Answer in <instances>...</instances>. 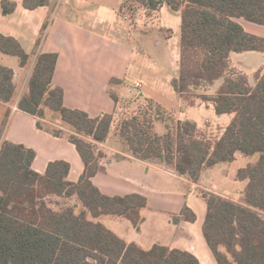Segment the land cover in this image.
<instances>
[{"label": "trees", "instance_id": "trees-1", "mask_svg": "<svg viewBox=\"0 0 264 264\" xmlns=\"http://www.w3.org/2000/svg\"><path fill=\"white\" fill-rule=\"evenodd\" d=\"M53 0H23V7H50ZM151 15L164 5L181 18L178 75L171 80L181 95L212 102L218 115L234 114L220 140L201 138L195 123L172 122L165 134L155 130L164 112L122 119L112 132L113 115L91 118L69 108L64 91L54 84L56 53L37 56L20 111L37 119V126L76 146L85 171L77 182L71 166L50 162L44 173L33 169L36 152L2 138L0 132V264H201L192 253L156 243L144 248L128 242L102 221L121 218L140 231L147 200L138 194L107 196L92 182L104 172L107 155L101 145L112 140L120 152L145 162H158L198 183L205 168L232 163L236 155L255 158L237 177L248 180L242 203L213 193L203 195L207 215L204 238L217 264H264V72L255 82L232 67V54L264 53V37L246 31L240 20L264 26V0H133ZM2 14L17 3L1 1ZM49 19L44 23L39 46ZM0 52L17 57L20 66L31 56L20 41L0 32ZM14 70L0 64V102L16 97ZM112 84L118 83L113 79ZM213 90V91H212ZM118 102V97L110 93ZM154 106L153 102H149ZM116 158H123L117 154ZM176 222H195L185 206Z\"/></svg>", "mask_w": 264, "mask_h": 264}, {"label": "crops", "instance_id": "crops-1", "mask_svg": "<svg viewBox=\"0 0 264 264\" xmlns=\"http://www.w3.org/2000/svg\"><path fill=\"white\" fill-rule=\"evenodd\" d=\"M1 1L0 32L20 41L31 59L28 65L21 67L17 57H13L17 61L7 62L3 61L5 57H0L1 65L14 70L17 88L12 103L0 102V132L4 140L22 144L36 152L33 163L36 172L44 173L49 163L56 160L70 164L69 179L73 182H77L85 171L84 162L74 144L39 129L37 119L17 107L18 100L26 91L37 56L41 53L58 55L53 82L63 89L66 106L84 111L91 118L113 115L112 132L120 116L121 102L137 94L141 95V100L153 102L164 112V120L156 127L159 134H165L169 123L190 121L197 125L201 138L215 143L234 118V114L218 115L212 102L181 95L174 90L171 85L173 78L163 74V65L173 62L174 57V67L179 70L180 48L173 50L167 41L155 40L158 35L153 34L142 40L148 51L143 54L135 46L126 44L112 30V24L120 19L125 0H53L50 7L36 10L25 9L23 0H10L17 3V8L8 16L2 14ZM160 14L161 23L157 28L161 33H173L179 44L180 14L167 5L160 8ZM48 19V28L37 46ZM170 40L168 38V42ZM240 54L246 58L254 54L260 59L264 56V53L258 52ZM234 55L230 57L231 65ZM235 69L248 75L252 83V73L264 72V66L257 72ZM113 79L118 83L112 84ZM110 93L118 97V102ZM110 150H104L107 156L101 160V164L105 171L98 172L92 178L93 184L107 196L141 195L146 198L147 206L142 212L145 222L140 231L128 221L113 217L105 218L114 219V227L109 228L128 242H135L144 248L160 243L192 253L201 264H217L203 235L207 215L203 195L213 193L242 203L248 180L238 179L237 173L253 163L255 158L238 154L232 163L205 168L200 181L194 183L162 163L145 162L118 150ZM117 154L123 158H116ZM237 163L240 165L233 168L232 165ZM212 177L218 178L220 185L214 184V188L210 189L206 180ZM234 184L239 189L236 196H231L229 189ZM185 206L196 215L195 222L178 223L174 220L182 217Z\"/></svg>", "mask_w": 264, "mask_h": 264}, {"label": "rangeland", "instance_id": "rangeland-1", "mask_svg": "<svg viewBox=\"0 0 264 264\" xmlns=\"http://www.w3.org/2000/svg\"><path fill=\"white\" fill-rule=\"evenodd\" d=\"M120 15V14H119ZM161 17L160 11H157L153 14L147 15L145 10L136 8V11L133 16L130 17V20H118V22H114L112 24V30H115L118 34V36L122 37V40L129 45L135 46L140 52L145 54L147 51V48L145 45H143L142 40L145 36L150 35H158L155 38L157 41L164 42L167 41V45L171 46L173 50H175V47L179 48V44L176 43V39H174L173 33L166 32L161 33L159 29L157 28L161 21L159 20ZM243 26L245 27L246 31L249 33H253L258 36L264 37V26L254 24L251 22L243 21L241 20ZM111 30V29H110ZM168 38H171L170 42H168ZM0 57H5L3 61H17V58H13L10 56H6L0 52ZM173 62H169L163 65L164 72L163 74L170 75L172 78L176 77L178 75V69H175V62L174 57H172ZM232 66L241 69L244 72H251L252 70H255L257 72L262 66H264V56H261V59L258 58L256 54L249 56V58H246V56H243L242 54H236L233 56ZM256 73H252L250 76L252 78V81L255 82L256 80ZM213 91V90H212ZM141 95L137 94L136 96H133L132 98H128L126 101L121 102V110L119 111L120 116L117 118L118 122L116 123V127L121 123L122 119L130 118L134 116L135 114H141L143 112L148 113L145 109H141V105L144 103L149 102L145 100H141ZM139 101V102H137ZM164 120V119H163ZM160 124V120L156 119L155 121V130L156 127ZM119 145L117 143H114L112 140L110 143L101 145L102 150H108L110 149L119 150ZM110 148V149H109ZM240 165V163L232 165L233 168H237ZM214 184H219V180L216 177L208 178L206 180V185L213 189ZM238 186L233 185L229 189L231 196H236L238 191ZM222 190V189H220ZM104 224L109 228L114 227V224L112 221L114 219L106 220L105 218L102 220Z\"/></svg>", "mask_w": 264, "mask_h": 264}, {"label": "built area", "instance_id": "built-area-1", "mask_svg": "<svg viewBox=\"0 0 264 264\" xmlns=\"http://www.w3.org/2000/svg\"><path fill=\"white\" fill-rule=\"evenodd\" d=\"M137 5L133 0H125L123 7L120 11V20H130V17L134 15ZM140 87V85H138ZM148 112V117H154L156 113V106H150L148 103H144L140 107Z\"/></svg>", "mask_w": 264, "mask_h": 264}]
</instances>
